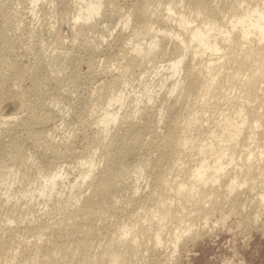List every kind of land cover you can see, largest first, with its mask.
Masks as SVG:
<instances>
[{"label":"bare ground","instance_id":"1","mask_svg":"<svg viewBox=\"0 0 264 264\" xmlns=\"http://www.w3.org/2000/svg\"><path fill=\"white\" fill-rule=\"evenodd\" d=\"M17 1L0 0V105L17 109L0 110V264H142L232 215L261 223L264 0ZM52 80L77 94L59 140Z\"/></svg>","mask_w":264,"mask_h":264},{"label":"rangeland","instance_id":"2","mask_svg":"<svg viewBox=\"0 0 264 264\" xmlns=\"http://www.w3.org/2000/svg\"><path fill=\"white\" fill-rule=\"evenodd\" d=\"M22 1L24 2V0H22ZM16 2H19V1L16 0ZM70 3H71V1L69 2V4ZM71 4H70V6L73 5V4L72 5ZM18 5L21 6L22 4L18 3ZM22 12H23V16L26 19H29L28 18L30 16L29 9L22 7ZM40 14H41V12L37 13L36 19L33 20L34 24L38 25L39 23H41L42 19L44 20V18ZM45 18H46L45 20H47V21H49V20L53 21L54 19L57 20V18L55 17L53 12L48 13L45 16ZM103 24L109 25V24H111V21H104ZM120 24L121 23H119L118 25L120 26ZM119 26H116V28H115L116 30L114 29L113 35H111L112 37L111 36H109L107 38L105 37V40L99 44L101 46V48L102 47L104 49L110 48L107 45H109L108 43L110 41H112L114 39V37L116 36V34L118 32L117 27L119 28ZM56 28H59L58 31L62 33V35L64 36V38L67 41L70 39L71 31L68 27V24H65V28H63V26L61 27V24L56 23ZM107 41H108V43H107ZM65 43H66V46H68L67 42H65ZM68 43H70V42H68ZM45 46H47L48 49H56L57 43L52 41L51 39L46 38ZM112 48H110V49H112V52H114L116 50V46H113ZM59 49L64 50V48H57V50H59ZM24 57H25L24 60L27 61L28 58L26 59V56H24ZM83 67L84 66H82L81 68H83ZM102 74L103 73H100V75H98L93 81H91L88 85H86L87 89L83 88L80 91V93L85 95V94L89 93L90 91H92L93 89H95L96 87H98V84H100V82H102L105 79L104 74L103 75ZM65 87L66 86H64V85L61 86V85L57 84L56 81L52 80L50 85H49V88H48V98H50V99L54 98V103H55L52 106V114L54 113L53 114V122H57L60 124L59 125L60 129L57 131L58 133L56 132V135H55L56 140H59L62 137V135L66 134L68 132L67 130L70 129V126L72 127L71 123L73 122V119L75 118L74 115H76L74 113L73 109L70 108L69 102L70 101L74 102L77 99V97H76L77 94L75 91L69 92L68 88L67 87L65 88ZM88 87H90V88H88ZM157 88H158V86H157ZM2 109H3L5 114H10L11 112H14L15 110H17L15 107V100L8 98L7 101L6 100L3 101L2 104L0 105V110L2 111ZM70 112H71V114H70ZM63 122H65L64 123L65 125L63 124ZM22 136H21V138H22ZM81 137H82V135L77 136V138L74 141L75 147L78 148L77 149L78 151H80L81 148H83L82 146L85 145V140L82 141ZM66 162L71 163L70 158H69V161L67 160ZM74 172H70V174H67L63 178V181L65 182V184L72 183V179L74 178V176L76 174L75 170H74ZM33 175L34 174L32 172V173H30V178L28 177L29 175L27 176L28 177L27 180H30L31 182L30 181L25 182L26 185L31 186V185H33V182L37 181V179L33 178ZM13 186H14L13 188L15 190L17 188L18 189L21 188L20 182H16ZM18 189L16 191H18ZM2 190L3 189H0V192ZM40 198L41 197H39V199ZM40 204H38L37 207L41 208V206H44V205H42V204L40 205ZM245 215L247 216L248 219L245 218ZM248 215H251L249 211L244 213V215H237V216L232 215L228 218V220L226 219L225 224L224 223L221 224L220 222L216 223L214 221V219L216 220V218H217V215H216V217H214V219H213V223L214 222L215 223L213 224L212 228L206 227L207 229L205 228L204 231H202L200 233L199 237H197L198 239L196 238L195 241L192 240L194 242H192L191 240H190L191 242L187 241L190 243H188V245H186L187 242L184 243L183 246L185 245V247H183L181 244L180 245L181 247L179 246V249H177V251L173 252V253L169 252V251H171L170 249H168V251H166L167 250L166 249L165 251L169 252V256L165 255L166 252H163L164 250H162V251L160 250V251H158V252H160L159 254H157V255L152 254L151 256H150V254H151L150 252H146L147 255L150 253L148 256H146L149 259H145L146 258L145 257L144 258L145 260H143V262H145V263L142 262V264H160V263L166 264V262L169 260H170L168 262L169 264H264V214L262 215L263 217L262 216L260 217L261 223H255L253 221V219L251 218V216H248ZM237 217H238V219H237ZM242 219L245 221H243ZM244 222H245V224H244ZM246 222H247V224H246ZM262 222H263V224H262ZM261 224L263 225V227ZM259 225H261V226H259ZM170 254L171 255L173 254V256H171ZM163 256L164 257L166 256L165 258H168V259H165ZM172 257H174V258H172ZM164 261H166V262H164ZM171 261H172V263H170Z\"/></svg>","mask_w":264,"mask_h":264}]
</instances>
